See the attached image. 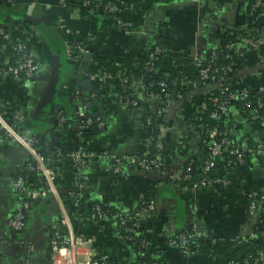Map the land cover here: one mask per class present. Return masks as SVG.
Masks as SVG:
<instances>
[{
  "label": "crops",
  "instance_id": "0c3cea01",
  "mask_svg": "<svg viewBox=\"0 0 264 264\" xmlns=\"http://www.w3.org/2000/svg\"><path fill=\"white\" fill-rule=\"evenodd\" d=\"M120 1L126 8L133 7L121 16L131 24L129 35L110 24L103 25L97 17L84 19L80 0H0V27L10 29L16 41L28 43L40 68L34 79L19 87L3 74L12 61V51L0 53V108L10 124L20 134L27 133L23 125L27 117L32 124L31 135L43 137V148L51 154L59 148L71 151L79 144L77 122L87 103H91L90 113L103 115L105 119L102 131L84 133L81 137L85 149L93 154L88 165L77 173L69 162H64L56 177L58 197L48 194L33 200L27 226L21 232L9 227L10 219L22 204L13 188L16 174L25 167L28 169L25 182L31 190L46 189V182L34 157L12 141H0V264H52L54 235L65 228L62 208L71 207L67 193L78 181L81 199L86 204L100 202L124 216L133 215L142 195L152 192L157 184L160 190L152 201L155 209L142 215V223L148 247L161 263L229 264L238 251L236 248L226 251L219 240L232 237L243 238L242 248L248 250L252 245L255 256L264 261V232L256 235L259 220L250 214L247 196L264 192V146L256 123L246 122L240 108L232 107L225 118L227 123L239 125L232 134L242 144L243 154L248 153L249 163L238 174L235 170L222 171L228 178L226 185L218 183L196 192L181 190L158 182L161 177L144 171L138 163L152 149L145 118L161 106L159 99L149 96L142 84L141 58L158 41L165 54L170 55L171 49L180 53L178 60L166 61L165 71L170 79L187 89L190 99L168 105L165 149L173 171L183 172L189 165L188 168L195 166L201 173L204 142L200 131L191 127L187 118L192 111L202 117L203 113L196 109L198 102L215 98L219 93L217 85L200 87L198 81L193 82L194 71L189 63L204 60L225 46L228 36L223 26L231 30L248 27L245 11L252 0H135L130 5L126 3L131 0ZM31 17L40 23L29 20ZM255 31L261 33L264 45V17H260ZM58 33L68 55L74 41L97 52L90 54L91 59L83 56L72 61L68 56L69 68L62 75L58 95L52 98L57 83H51L50 51L51 47L57 50ZM238 55V77L233 82H241L236 86L264 87V49L240 48ZM177 69L185 71L183 79L175 76ZM127 77L129 86L124 89ZM121 89L139 105H117L112 98ZM191 99H196V104ZM51 101L54 104H49ZM59 111L71 123L65 131L55 129ZM18 113L22 115L21 122L15 119ZM107 152L129 161L122 165L121 174L114 173V163ZM190 207L194 208L193 215ZM190 227L201 249L183 255L178 248L167 245L165 240L169 236ZM74 228L78 235L91 241L90 250L87 246L80 249L81 259L94 252L96 258L107 255L115 264H131L134 260L131 245L117 230L116 219L77 227L74 224Z\"/></svg>",
  "mask_w": 264,
  "mask_h": 264
},
{
  "label": "built area",
  "instance_id": "2783aa9c",
  "mask_svg": "<svg viewBox=\"0 0 264 264\" xmlns=\"http://www.w3.org/2000/svg\"><path fill=\"white\" fill-rule=\"evenodd\" d=\"M117 0H110L109 4L107 5V10L112 13H121L124 14V12L132 10L133 7L126 8L127 5L124 3H121L119 7L115 6V3ZM254 8H260L261 14L258 16H251L249 19L248 27L254 28L260 19V17H264V3L260 0H258L254 6ZM122 16V15H121ZM114 28H116L118 31L123 32L126 35H129L131 33V24L129 21H124L122 18H119L116 20V22L111 23ZM244 27V29L248 28ZM30 28V27H29ZM223 31L227 34V36H231L234 34V30L225 28L223 26ZM227 37V38H228ZM242 45H248L249 47L253 49L259 50L263 42L259 39H250L246 36L242 35L240 37H237L232 43H228L226 41L225 47L229 50L239 47ZM72 51L69 53V59L70 60H77L80 57L90 55L93 53H96V50L89 49L85 47L84 44H79L76 41L72 42ZM7 50L12 51V61L4 68L3 74L6 78L14 80L19 87H22L26 82L30 81L31 79H34L37 73L39 72V66L36 61V57L34 53L31 51L28 43L24 41H16V39L13 37V33L10 31V29L6 30L4 28H0V53H5ZM262 49V48H261ZM259 53V52H258ZM165 54L164 50L162 49V46L154 48V52L152 53V57H156L158 55ZM198 67H201L200 69V80L198 81V85L200 87H205L206 81H210L211 84L217 85L219 88V95L227 92L229 87L220 90L219 81L216 79L215 76H211L210 74V67L202 66L203 60L196 59ZM151 67V66H150ZM237 66V72L238 68ZM230 70V69H229ZM231 71V70H230ZM232 72V71H231ZM235 72V73H237ZM167 77L169 78V74L166 73ZM170 79V78H169ZM129 77L124 78V85L129 84ZM163 87H165L164 84H162ZM249 89L246 87L241 88L238 90L235 94L231 96V98L234 100H241L244 101L245 108H250V114L247 118H245L246 122H252V123H260L258 124V128L263 129L262 133V143L264 146V117L261 116V112L264 109V103L259 99L254 107L252 108L251 105L247 102V97L249 95ZM259 92L264 93V87L259 88ZM168 97V96H166ZM218 97L212 98L211 100L215 103L218 102ZM170 99H166L163 101V106H160L158 110L155 112L156 114V120L154 123H152L151 118L146 119V126L150 130L151 134V142L152 145L155 146L157 149L159 155L156 156L154 159L149 160L147 156H149L150 151L145 154L144 159H138L139 165H141L144 169V171L151 173L153 175H156L158 177H168V179H171L174 182H181L182 180H189L191 179L190 174L184 173V172H178L172 170V175L167 176L168 174L165 172L164 166L165 163L171 158L167 154L165 149V140H166V133H167V121L165 120V117L167 115L168 111V105L171 103ZM137 103H134L133 106H137ZM231 110V107H228L225 105L219 106V113H211L207 114L204 111V108H201V111L203 113L202 117H200L201 122L199 123V126L195 127V129L199 130L201 135L204 133H207V153L205 155V160L203 163V167L201 168V175L195 180V183L187 185L185 187H180L179 184H175V187L180 188L181 190H190L192 192H196L200 190L201 188H205L210 186L213 182L209 181L208 176L214 175L216 172L217 167V161L221 160L224 155L229 154L236 157L238 162H243L244 160V154L243 149L237 148V149H231V139L228 137H225L226 135L221 134V132L217 128H212L209 132L205 130L206 124H217L221 121V119L229 113ZM240 111L242 112V108H240ZM15 119L22 121L23 118L16 117ZM79 119L81 120L77 124L78 131V145L71 150V153L69 155V159L73 164V169L75 172H79L82 169H84L89 161L92 158L93 154H90L84 147V141H81V137L84 134V132L95 125H97V128L104 129L105 123L103 117H100L98 115H93L90 113L89 108L85 105L79 112ZM58 124L64 128L65 124L67 123V119L64 116L63 111H59L58 117H57ZM0 130L5 133V137H0V141H12L13 143H16L20 147H22L24 150H26L32 157L35 158L37 169L43 174L46 182V189L42 191H35L31 190L27 185L23 177H18L15 179L13 183L14 190L18 193V195L22 199V204L19 208V210L14 214V216L9 221V227L15 231V232H21L23 231L28 222L29 213L31 211V201L37 199L39 196L46 197L48 194H52L53 196L58 197V191L56 187V177L59 175V173L62 171V164L64 160H68L67 157L63 154V149L59 148L57 149L53 154V159L56 162V169H50L48 166V163L46 161V158L42 157L38 149L36 147L37 141L34 137H26L19 133V131L9 123L8 119L4 116V114H0ZM205 130V131H204ZM157 132V136H155L153 133ZM222 137V138H221ZM110 160L114 163L113 171L116 175L121 174L122 165H124L125 162H129L123 157H119L118 155L114 153H106ZM222 179L218 180L214 183H220L222 185H226L228 182V178L226 176H222ZM76 188V189H75ZM75 191L69 190L67 193L68 199L71 201V207L68 208H62V215H63V224H64V230L58 231L54 235V239L52 242V254H51V262L52 264H107L108 261H110V257L107 255L101 256L99 258H96V254L88 252L85 256V258H80V249L82 246H87L90 250L91 248V241L84 238L82 235H78L76 229L74 228V222H73V211L77 207V203L75 201H78L81 199V193H80V184L79 181L76 183ZM250 198V206H249V212L251 215L258 216V210L261 208L264 212V192H252L247 195ZM143 198V195H142ZM155 209L154 204L150 203L147 208L144 209H136L133 213V215L130 216V220L133 221V227L131 229H128L127 232L133 234V235H140L138 233V229L140 228V222H142V215L144 213L153 212ZM190 213L194 214V208H189ZM93 215L88 218L86 221H82V225L87 222L97 223L100 224L106 219H108V216L100 211L98 207H95L93 209ZM119 218L120 225L123 227L125 225V218L126 216L120 214V216H117ZM194 231V230H193ZM145 235V234H144ZM127 242L130 244V241H134L132 238H125ZM191 241H196L195 234L193 235H180L179 237L175 236H169L168 239L165 240L168 246L176 247L178 248L183 255H189L192 252H190L189 246L191 244ZM149 243V242H148ZM146 247L149 249L148 244ZM150 251V249H149ZM90 253V254H89ZM111 264H115L114 262H111ZM157 264V263H154ZM235 264V263H230Z\"/></svg>",
  "mask_w": 264,
  "mask_h": 264
},
{
  "label": "trees",
  "instance_id": "16d2710c",
  "mask_svg": "<svg viewBox=\"0 0 264 264\" xmlns=\"http://www.w3.org/2000/svg\"><path fill=\"white\" fill-rule=\"evenodd\" d=\"M258 0H252L249 5L246 8L245 15L246 17L250 18L251 16L255 15L258 16L261 14V9L260 8H254L256 2ZM110 0H80L79 6H80V14L84 19H88L89 17H97L100 22L103 25H109L111 23L116 22L117 19L121 18V13H112L107 10V5L109 4ZM135 0L129 1L128 5L133 4ZM121 1L117 0L115 3L116 7H119L121 5ZM6 29V27H0ZM246 36L247 38L250 39H255L259 40L261 33H257L254 28L248 27L246 29H235L234 34L229 36L227 38V44L232 43L237 37L240 36ZM162 46L161 42L158 41L156 45L153 47L151 51L146 53L140 60V71L142 74V84L144 88L146 89V93L149 96H155L159 99L161 106H163V101H165L167 98L170 99V101H186L189 100L190 98L188 97V92L187 89L178 85L173 79H169L166 75L165 71V65L166 61L168 59H173V60H178L180 58V53L174 49H171L170 55L167 54H161L156 57H152V53L154 52V48ZM238 47H235L231 50L227 49L225 46L216 51L215 53L206 56V58L202 62V66L210 67V74L211 76H215L216 79L219 81L220 85V90L225 89L229 87L227 92L220 94L218 97V102L215 103L211 99H206V100H201V102H198V106L196 107L197 110H200L201 108H204V111L207 114L211 113H219V106L220 105H227L228 107H237V108H242V114L243 117L247 118L250 114L251 109L250 108H245L243 107L244 101L241 100H233L231 96L235 94L238 90L241 89L236 86V84H239L241 81H234L236 77H238L237 72V66L240 65V60H239V49L240 48H246V49H251L248 45H242ZM262 50L264 49V45H262ZM71 49V48H70ZM253 49V48H252ZM189 63L194 71V76L191 79L193 82H197L200 80V69L201 67H198L197 61L193 60L190 61ZM151 66V67H150ZM232 71H230V70ZM175 72V71H174ZM186 73L185 71H182L180 69H177L175 72V76L179 79H183L185 77ZM207 86H211V82L208 80L205 82ZM162 84L165 85V87L162 86ZM129 84L124 86V89L128 88ZM249 86V85H248ZM246 85V88L249 89V95L247 97V100L245 102L249 103L251 107L253 108L256 102L260 99L262 103H264V93L259 92L258 89L254 88H249ZM124 89H121L118 91L117 95L112 98V100L117 104V105H123V104H129L133 106L134 103H137L139 105V102L135 100L134 97L131 95L125 93L126 91ZM218 93H219V88H218ZM108 94L105 92V95ZM168 96V97H166ZM193 104H196L195 102L196 99H191L190 100ZM86 106L89 108L91 106V103H87ZM65 115V114H64ZM261 116L264 117V109L261 112ZM147 118L152 119V123L155 122L156 114L155 113H150L146 116L145 122ZM105 120V119H104ZM81 120L78 119L79 123ZM201 122L200 118L194 114V112H190L188 114L187 118V123L191 127H197L199 126V123ZM260 123V120L258 121ZM105 123V121H104ZM259 123H256L258 126ZM71 126V123H66L64 128H62L57 122L55 124V129L57 131H65ZM235 126V127H234ZM105 128V127H104ZM212 128H217L222 136L226 135L225 137H228L231 139V149H237L240 148L242 149V144L237 143L236 140L234 139V135L232 134L234 128H239V125H231L230 123L226 122V118L223 117L221 121L217 124H206V132L210 131ZM77 132L79 131L78 128ZM103 129L97 128V125L94 127L86 130L84 133H94V132H99L102 131ZM204 130V131H205ZM263 129L259 128V132L262 137V132ZM155 136H157V132L153 133ZM6 135L3 131L0 130V137L4 138ZM37 141L36 147L38 149L39 154L46 158V161L48 163V166L50 169H56V162L53 159L52 154L55 152L46 153L45 149L43 148V137H34ZM222 138V137H221ZM202 140L204 142L203 146H205V155L207 153V133H204L202 135ZM71 151H63V154L65 157L68 158V160H64V162H69L68 165L73 167L72 162L69 159ZM159 153L157 149L155 148L154 145H152V149L150 151V154L148 157L149 160L154 159L156 156H158ZM146 157H141V159H144ZM249 163V158H248V153L244 155V160L243 162H238L236 157L233 155L226 154L223 156L221 160L217 161V167H216V172L214 175L208 176L209 181L213 182L211 184H218L214 183L217 182L218 180L222 179L221 177L223 176L222 171H232L235 170L236 173H241L245 168H247V165ZM172 161L169 159L164 166L165 172L169 176L172 172ZM62 166V165H61ZM189 165H187L184 169L183 172L187 174H190L191 179L189 180H182L181 182H174L171 179H167L166 183L167 185H170L171 187H175V184H179L180 187H185L187 185L195 183V180H197L198 176L201 175L200 171L195 167L191 166V168H188ZM28 169L25 167L21 171H19L16 174V178L18 177H23L25 180L26 177L28 176ZM220 184V183H219ZM46 185V184H45ZM154 185V184H153ZM152 185V186H153ZM76 189V188H75ZM73 189V191H75ZM160 188L157 186V184L154 185V189L152 192L144 193L143 198L141 199L139 205L137 206L136 209H144L147 208L150 203H152L153 199L156 196V191H159ZM154 192V193H153ZM77 203V207L73 211V222L77 226L82 225V221H86L87 218H90L93 215V209L95 207H98L100 211L108 216V218H114L116 219L118 223V228L117 230L120 232L121 236L124 238H132L134 241H130L131 245V252L133 254L134 260L131 262V264H164L161 263L158 259L154 258L152 255V252L149 251V249L146 247L148 244V240L145 239V227L142 222H140V228L138 229V233L140 235H133L129 232H127L128 229H131L133 227V221L130 220V216H126L125 218V225L122 227L119 222V218L117 216H120V212H118L114 207H110L107 205H104L100 202H93L91 204H86L83 199H80L78 201H75ZM32 203V201H31ZM258 224L256 225V235H259V233L264 232V212L260 208L258 210ZM194 231L192 227L182 230L180 233L176 234L175 237H179L180 235H193ZM197 240V239H196ZM244 239L239 238V237H232V238H224L222 240H219V243L223 245V247L226 249V251H231L233 248L238 251L235 253L234 257L229 260L230 263H235V264H264V261L259 259L258 256H255L253 252V246H249L250 249L242 248ZM204 248V246H203ZM259 248V246L257 247ZM190 252H196L199 249H201L200 244L198 241H191V244L189 246ZM264 249V248H263ZM111 259L108 261L107 264H111Z\"/></svg>",
  "mask_w": 264,
  "mask_h": 264
},
{
  "label": "water",
  "instance_id": "95a60500",
  "mask_svg": "<svg viewBox=\"0 0 264 264\" xmlns=\"http://www.w3.org/2000/svg\"><path fill=\"white\" fill-rule=\"evenodd\" d=\"M18 6L15 7V8H17V10L20 9V7H18ZM29 9H32V8L29 7ZM11 12H13V11H11ZM28 19L31 21H34L36 24L40 23V21L36 20L34 17H31ZM59 36H60L59 41L56 44L57 50H55L54 48L51 47V51H50L51 58H52V61H51V67H52L51 83H57V87H56L57 89L52 94V98H55L58 95L59 89H60L61 83H62L61 82L62 81V75H64V73H66V70L69 68L67 46L65 45V43L63 41L62 35L59 34ZM262 38H264V37L262 36ZM85 57H87L89 59L92 58L91 55H86ZM48 95H50V94H48ZM49 104H54V103H53V101H51ZM80 106H83V105L80 104ZM2 113H3V109L0 108V114H2ZM17 116L22 117V115L20 113H18ZM23 125L28 131H27V133H22V135H24L26 137H31L32 136L31 135V125L32 124H31V121L27 117H24ZM171 175H172V173L170 174V176ZM167 179H168V177H161L158 179V182H166Z\"/></svg>",
  "mask_w": 264,
  "mask_h": 264
},
{
  "label": "rangeland",
  "instance_id": "374dc122",
  "mask_svg": "<svg viewBox=\"0 0 264 264\" xmlns=\"http://www.w3.org/2000/svg\"><path fill=\"white\" fill-rule=\"evenodd\" d=\"M93 115H94V114H93ZM98 116H100V117H104L103 115H99V114H98ZM8 121H9V120H8ZM9 123H11V122H9ZM31 137H33V136H31Z\"/></svg>",
  "mask_w": 264,
  "mask_h": 264
}]
</instances>
